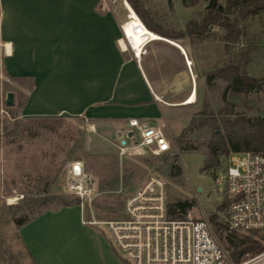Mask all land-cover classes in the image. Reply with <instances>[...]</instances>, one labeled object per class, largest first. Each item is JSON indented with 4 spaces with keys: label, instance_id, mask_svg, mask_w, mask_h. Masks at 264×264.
I'll return each mask as SVG.
<instances>
[{
    "label": "crops",
    "instance_id": "crops-1",
    "mask_svg": "<svg viewBox=\"0 0 264 264\" xmlns=\"http://www.w3.org/2000/svg\"><path fill=\"white\" fill-rule=\"evenodd\" d=\"M127 14L108 0H0V74L32 79L20 116L78 117L121 144L136 118L160 128L172 150L203 109L205 76L187 37L148 38L137 53L122 30ZM82 217L77 205L44 211L19 228L20 240L36 264H126Z\"/></svg>",
    "mask_w": 264,
    "mask_h": 264
},
{
    "label": "rangeland",
    "instance_id": "rangeland-1",
    "mask_svg": "<svg viewBox=\"0 0 264 264\" xmlns=\"http://www.w3.org/2000/svg\"><path fill=\"white\" fill-rule=\"evenodd\" d=\"M108 1L122 7L127 13L123 0ZM148 1L156 23L170 31H185L189 21L199 22L198 13L208 0ZM217 2L222 5L223 0ZM242 23L244 34L238 42L229 44V49L234 52L247 43L257 44L258 50L252 55L245 71L249 76L262 79V82L259 89L234 99V109L247 116L264 118V11L248 15ZM184 37L192 46L194 66L203 76L228 57L223 42L225 30L217 25L209 26L206 32L194 38ZM18 84L22 86L23 92L18 91ZM25 85V81L5 78L0 74V264H31L20 240V227L15 224V218L21 213L30 218L37 213L62 207L49 201L50 195L78 198L66 186V171L71 161L82 162L85 171L97 185L98 194L91 202L86 203L78 198L80 204L77 206L81 208L83 218L101 221L118 218L125 195L152 173L166 178L168 201L177 198L193 200L194 205L188 211L192 216L208 217L211 213L226 216L223 176L229 154H219L217 165L208 170L203 169V152L205 143L211 138L212 127L215 126L222 134L226 132L220 122L212 127L203 126L188 135L199 152L181 150L178 153L174 145L166 153L153 154L148 148L138 145L136 129L130 128L133 135L127 137L124 144L128 150L120 155L118 151L121 143L115 135L108 139L97 128L88 126L78 117H21L18 101L24 99ZM223 85L224 82L218 78L211 88L207 87L202 96L203 108L216 111L223 104ZM8 91L13 92L12 106L4 104ZM173 153H177L176 162L181 167L182 177L179 181L168 177L165 172L166 162L173 159ZM114 177L118 180L117 185L114 183L113 186L100 187L104 179ZM97 228L104 237H108L102 225ZM257 234L264 236V232ZM248 255H244L241 260Z\"/></svg>",
    "mask_w": 264,
    "mask_h": 264
},
{
    "label": "built area",
    "instance_id": "built-area-1",
    "mask_svg": "<svg viewBox=\"0 0 264 264\" xmlns=\"http://www.w3.org/2000/svg\"><path fill=\"white\" fill-rule=\"evenodd\" d=\"M125 1V0H123ZM128 15V14H127ZM188 63V62H187ZM128 125L138 131V145L153 154L165 153L170 143L163 131L131 118ZM128 147L121 144L119 154ZM67 190L88 203L98 194L95 180L82 162L67 166ZM229 231L264 232V154L240 151L229 154L223 176ZM167 180L149 174L122 203L116 219L83 218L88 225L103 226L112 247L126 264H264L262 248L234 263L220 245L206 216L170 218L167 213Z\"/></svg>",
    "mask_w": 264,
    "mask_h": 264
},
{
    "label": "trees",
    "instance_id": "trees-1",
    "mask_svg": "<svg viewBox=\"0 0 264 264\" xmlns=\"http://www.w3.org/2000/svg\"><path fill=\"white\" fill-rule=\"evenodd\" d=\"M129 6L150 31L157 35L169 39H179L184 36H194L203 34L208 30L209 26L217 25L225 30L223 38L225 53L228 57L219 66L213 67L204 73L206 87L211 88L215 79H221L224 82L221 96L223 104L216 110L212 111L205 108L201 109L198 117H192L188 124L174 138V144L178 153L181 150L199 152L198 147L192 144L188 138L196 129L203 126H213L220 122L225 128V133L212 127L211 138L205 143V155L203 169L218 164L219 154H231L240 151H256L264 154V118L247 116L244 113L236 112L234 99H240L247 96L252 91L261 87L262 79L249 76L246 71V65L251 60L252 55L258 50V45L247 43L238 50L231 52L229 44L238 42L241 35L244 34V24L242 23L250 14H256L264 11V0H223L222 8L217 7L206 8L205 6L198 13L199 22L189 21L186 24L185 31H170L164 29L161 25L153 20V13L149 10L148 0H127ZM197 1V0H193ZM18 81L26 82V89L32 87V79L30 77H13ZM24 100L20 101L18 109L24 104ZM208 117V118H207ZM213 117V118H212ZM210 121V122H209ZM166 153V152H165ZM166 158V155H163ZM177 153H173V159L166 162L165 172L168 177L181 180V167L176 162ZM117 178L102 181L100 187L117 185ZM48 197V196H47ZM46 197V198H47ZM48 200V199H47ZM49 201L55 202L57 206H70L80 204L78 198L66 199L61 196L50 195ZM194 205L191 199H173L167 203V213L170 218H184L187 212ZM28 209V203H26ZM14 219L18 227L24 225L31 218L25 213H21ZM212 226L214 234L218 236V241L223 249L228 253L232 262L236 263L246 254H254L258 252L264 241V236L258 235L257 231L244 233L240 236L234 231H229L227 222L224 217H220L217 213H211L207 217ZM215 235V236H216ZM216 236V237H217ZM20 237V236H19ZM26 253L31 260V264H36L32 259L29 250L25 247Z\"/></svg>",
    "mask_w": 264,
    "mask_h": 264
},
{
    "label": "bare ground",
    "instance_id": "bare-ground-1",
    "mask_svg": "<svg viewBox=\"0 0 264 264\" xmlns=\"http://www.w3.org/2000/svg\"><path fill=\"white\" fill-rule=\"evenodd\" d=\"M124 5L128 11L127 19L122 23V30L125 35V40L135 48L137 53H139L142 48L141 46L146 39L148 38L160 39L161 36L148 30L143 25V23L140 21V19L137 17L134 11L131 9L127 1H124ZM120 43L124 47V42L122 40L120 41ZM188 63H190V61H188ZM194 96L195 95H192L189 101L193 100Z\"/></svg>",
    "mask_w": 264,
    "mask_h": 264
},
{
    "label": "water",
    "instance_id": "water-1",
    "mask_svg": "<svg viewBox=\"0 0 264 264\" xmlns=\"http://www.w3.org/2000/svg\"><path fill=\"white\" fill-rule=\"evenodd\" d=\"M206 8H211V7H217L218 9L222 8V5L217 2V0H208L207 4L205 6ZM4 104L6 106H12L14 104V97H13V92L8 91L5 96ZM20 105V103H18ZM122 142H124L121 139Z\"/></svg>",
    "mask_w": 264,
    "mask_h": 264
}]
</instances>
